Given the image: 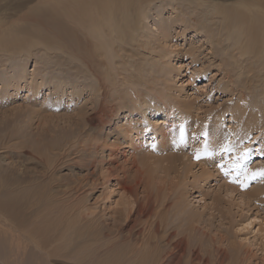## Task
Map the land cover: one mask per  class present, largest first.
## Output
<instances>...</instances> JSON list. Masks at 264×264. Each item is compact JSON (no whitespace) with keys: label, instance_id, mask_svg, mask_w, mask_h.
<instances>
[{"label":"rangeland","instance_id":"rangeland-1","mask_svg":"<svg viewBox=\"0 0 264 264\" xmlns=\"http://www.w3.org/2000/svg\"><path fill=\"white\" fill-rule=\"evenodd\" d=\"M28 1L0 0V20L11 22L17 18L22 8L25 7L28 10L33 6L34 2L29 3ZM127 1L132 2V0L125 2L127 3ZM204 1L208 2L207 0ZM116 2L118 3V0ZM210 2L223 4L224 1L210 0ZM178 3L181 4V8L185 12L193 13L200 21L201 14L204 13H201V10L196 8L194 4L184 5L182 0H178V2L153 0L151 4H149V0L141 1L142 7L148 5L143 10L146 17L140 24L142 9H139L136 14L130 13L128 16L129 23L125 26V31L130 37L122 48L124 50H120L118 54L114 55L107 48H102V52L107 54L109 60L108 64L104 62L105 67L101 68V71L105 69L106 74L102 72L105 77L111 74V81L107 87L108 103L103 107V111L104 108L109 109L110 104L115 106L120 104L122 109L116 113H111V116L113 115L111 118L109 113L107 116L103 113L102 123L97 126H89L86 122V117L94 107L92 102L96 103L98 99L95 98L97 95L99 98L100 94L98 87L94 85V79L79 67L77 61H71L66 54H63L59 47L57 50L46 46L44 43L33 41L34 38L49 33L37 30V27L34 28L31 23L21 26L22 24L18 22L19 25H13L14 29H22L21 27H23L26 34L12 49L0 48V184L2 182L0 185V231H21V235L20 240L16 236H13L12 240H8L7 236L0 235V264H86L90 262L89 249L95 254L97 260L102 261L104 258L103 250L99 249V252L96 253L94 250L103 246L104 240V242L99 241L98 243L89 241L86 243L87 245L83 241L84 238L79 241L75 240L76 235L72 233L74 231L72 221L75 217L67 218V208L72 204L71 202L76 203L78 201L77 205H85L87 209H91L94 214L96 213L95 215H103L108 227L104 226L101 230L106 231V228H109L114 233L120 231L121 234H125L128 227L123 221V216L120 217L118 212L121 209L122 200L121 192L115 185L116 180L125 176L126 181L133 186L139 182L140 184L136 185L135 190L136 199L141 202L148 194L153 200L157 196L159 201L164 190L168 188L169 179L165 178L162 172H159L157 169L159 163L155 160H165L164 157H159L161 154L169 155V150L175 143L174 140L169 139V136L172 135L174 129L185 127V132L188 130L189 133H192L196 130L199 140L205 141L204 144H206L211 136L213 125L221 115H224V119H222L223 128H226L230 123L226 121L230 113L225 111V108L240 92L236 91L235 95L232 96L233 93L231 95L228 93L229 89L237 90L236 82L243 80L245 76V74L239 75V70L250 69L249 75L251 74V92L247 91L243 99L250 101L255 97L259 102H262V107H264V90L262 89L264 75L259 81L253 77L255 70L260 71L259 69L264 68V55L261 60L258 57L262 42L250 40L251 38L256 39L253 33L260 40L262 33L259 26L256 23L234 28L227 25L228 29L226 28L222 32L221 39L224 42L230 43L235 40L240 42L233 49L238 62L231 61L222 52L213 53L210 50H203L202 55L205 57L201 56L200 62H204V64L199 65V62L193 64L189 57L182 54L192 42H195L197 46L200 44L198 40L203 39L201 34L195 36V29L186 32L185 37L176 36V33L173 32L174 41L171 43L173 44L171 49L158 47L153 44L155 39L150 37L157 33L153 10L162 5V15L165 17L168 12H172L171 6H176ZM259 11L262 12L263 10ZM256 13L257 11H251L247 12L246 15L251 19ZM173 25L175 31L183 28L180 23ZM134 26H137L140 31L137 38L129 33L130 28L134 29ZM150 39L153 40V43L146 46L145 41ZM245 40L251 41V43L247 44ZM261 40L263 41V39ZM207 49L209 48L207 47ZM167 51H171L173 56H183V60L174 61L175 65L183 66L180 68V74L175 78L177 84L174 94L180 95L185 101L193 102V106L189 104L190 108L187 115H180V113L169 115L166 108H162V112L158 114L156 109L149 107L152 102L162 107V104L157 101L161 83L155 80L157 74L153 71H156L154 64L157 61L156 55L165 54ZM206 51H210V53L206 55ZM244 51L246 58L240 57V53ZM172 55L166 53V56H169L171 60H173ZM200 67H203L206 74H203L204 71L196 72V70H202ZM214 74L217 75L214 77ZM12 75L25 76L27 82L31 78L34 80L43 78L47 82L54 80L55 82L51 84L55 87L58 82L65 83V86L61 91L53 89V86H43L39 91L33 93L28 92V88H21L17 94L12 91L9 92L11 95L7 96L1 92V80L4 77H7V80L15 79ZM50 75L52 77H49ZM219 79L220 82H218ZM228 81L235 84L231 83L230 86L225 87V85H229ZM181 83L186 84L182 89L180 87L184 84L179 87ZM206 83L209 84L208 87H203ZM71 85H74V88ZM128 94L134 95L127 98ZM111 100H115V102H111ZM142 100H145L143 104L145 110L140 113L138 106ZM123 105L131 108L130 111L134 116L130 119L135 122H132V127H136L140 131H133L129 134L130 136L116 131L114 134H120V137L116 139L119 145L113 149L112 159L91 167L90 159H87L85 154L80 152L81 155L77 152V148L72 146L70 149L69 146L75 144L77 138L79 141H84L93 136L92 132L94 131H106V128L111 129L114 126L117 128L119 125L126 124V120L122 116L127 108ZM215 110H219V112ZM141 114L143 115L141 116ZM164 119L165 121H163ZM156 120L166 124H158ZM145 123L149 125L155 123L159 128L153 131L151 126H145ZM108 137L113 139L110 135ZM132 142L134 144L130 147ZM196 142L197 139L190 144L177 147L174 149L175 154L194 156V149L191 146H198L200 141ZM152 145L153 148H151ZM158 145H161V154L156 150ZM62 150H66L69 154L74 152V154L63 159L60 155ZM44 152L46 157L40 158L38 154ZM250 153L253 155L244 159L241 165L243 168L251 167L255 161L260 162V160L259 165H263L264 156L254 157V149H251ZM144 155L148 157V160H145L142 166L137 158ZM223 157L224 155L215 156L213 162L206 168L212 172L213 179L210 184L232 187V194L224 197L226 203L221 204V208L225 211L228 204H231L230 212L220 216L217 211L211 209V195L213 191L217 190L215 185L211 187L210 184L204 185L200 194L195 192L192 196L188 195L186 199L187 208L197 211L203 219L196 224V226L199 225L195 228L196 231H176L181 233L178 234L177 238L188 240L190 246V248L184 247L181 264H215L216 260L222 259V257L217 256L219 252H223L222 255L226 257L224 264H230L231 249L236 251L241 259L245 260L243 264H264V188L254 192L258 189L255 186L260 183L259 181L242 179L241 184L240 177H236L232 171L233 167H229ZM54 160L55 163L52 162ZM48 162L50 165L47 164ZM196 162V159L192 161L193 164H197ZM193 172H197V168H194ZM83 179H85V184L88 183V186L80 191L75 190V185ZM192 179L189 178L188 180L192 181ZM67 187L71 191H67ZM88 189L89 192L84 193ZM188 189L192 193L191 187ZM82 190L83 192H81ZM257 193L261 195L259 198L254 196ZM12 199L13 205H11ZM43 203L49 210L51 209V213H48L46 218L45 208L43 209L41 206ZM167 205L168 207L162 213L163 217L169 220L173 213L170 208L173 202H169ZM111 211H117L118 215L116 213L111 215ZM14 212L18 213V218H24L29 223L25 229H19L16 221L8 217V214ZM87 212L89 214V210ZM62 215L64 216L61 218L63 223L61 226L55 227L58 217H63ZM129 219L131 220L129 225H131L134 217L129 216ZM211 219L213 222L210 221ZM46 223L50 225L48 231H51L47 235L44 233ZM140 229L141 232H144L142 228ZM33 230L39 231V233L33 234L31 239H27L30 234L28 231ZM84 244L88 247L86 248ZM10 246L13 250L17 249L16 256L13 254L11 259L7 260L8 263H3L10 254Z\"/></svg>","mask_w":264,"mask_h":264},{"label":"bare ground","instance_id":"bare-ground-1","mask_svg":"<svg viewBox=\"0 0 264 264\" xmlns=\"http://www.w3.org/2000/svg\"><path fill=\"white\" fill-rule=\"evenodd\" d=\"M125 1L126 0H118L117 3L116 0H29V3L34 2L33 6L28 8V10H26L25 7L22 8L17 18L11 20V22L2 21L3 19L0 20V29H2L0 30V48L6 50L12 49V47H14L18 41H21V39L24 37L26 32L23 27H21L22 29L13 28V25H19L18 22L22 24L21 26H23V24L31 23L34 25V28L37 27V30H43V33H49L42 34L41 36L34 38L33 41L44 43L50 48L57 49V47H59L63 54H66L71 61H77L79 67L85 70L89 77L94 79V85L98 87L100 94L99 98L98 95L97 98H95L96 100L98 99V101L96 103L92 102V106L94 107L91 109V113L86 117V122L89 126H97L102 123L101 119L103 118L104 114L107 116V113H109L111 118L113 116H111V113H116V111L122 109L120 104L118 106L110 104L109 109L104 108L103 111V107L108 103L107 87L108 83L111 81V74H109L108 77H105L103 75V73L106 74L105 69H102L101 71V68L105 67L104 62L108 64L109 60L107 58V54L102 52V48H107L114 55L118 54L120 50H124L122 48L127 39L130 37L125 31V26L129 23L128 16L130 13L136 14L139 9H142V16L139 20L140 24L143 23V20L146 17V13L143 12V10L148 7V5L142 7L141 1L148 0H132V2L127 1V3ZM161 1L165 2V0ZM173 1L178 2V0ZM207 1L208 2H205L204 0H182V4H194L196 8L201 10V13H204L201 14L200 21L197 20L193 13L185 12L179 3L176 6H171L170 9L172 12H168L165 17L162 15L163 6H157V9L153 10L154 25L157 28V33L154 34V36H150L151 38L155 39V42L153 43V40L150 39L147 40V42L145 41V45L150 46V44L153 43L160 48L171 49L173 47V44L171 43L174 41V36H172L173 32L176 33V36L179 35L181 37H185L186 32L190 31L191 29H195V36H197V34H201L203 39L198 40L200 44L197 46L195 42H192L184 54H182L189 57L193 64L198 62L199 65L204 64V62H200V57H205V55H202L203 50H210L213 53L222 52V54L231 61L238 62L235 53H233V49L240 42L236 40L230 43L224 42L221 39L223 36L222 32L226 28L228 29L227 25L230 28H234L244 27L256 23L262 33L261 38L258 40L256 34L253 33V36L256 39L251 38L250 40L253 42H262L260 49L261 52L258 55L259 60H261L262 56L264 55L263 0H248L245 2H241L239 0H222L224 1L223 4L216 2L213 3L210 2V0ZM152 2L153 0H149V4ZM259 10L263 11L261 12ZM164 11L167 12V10ZM251 11H257V13L256 15L254 14V16L250 19L246 14L247 12ZM176 23L183 25V28L179 31H175V26L173 24ZM8 27H11V29H8ZM129 33L135 38L140 35V31L137 26H134V29L130 28ZM245 38L247 37L245 36ZM46 39L47 41H45ZM261 39H263V41ZM251 41L245 40V43L249 44ZM207 47L209 49H207ZM210 51H206V55L209 54ZM166 53L172 55L171 51H167ZM166 53H161L159 56L156 55L155 59L157 61L156 63L154 62L156 71L152 70L157 74L155 80L161 83V90L159 92L157 101L162 104V107L155 105L154 102H152L149 107L156 109V113L158 114L162 112V108H166L169 111V115H177L179 113L180 115H187L190 105L193 106V102L185 101L180 97V95L174 94V90L176 88L175 86L177 84L175 83L177 81L175 78H177V76L180 74V68H183V66L175 65L174 61H179L180 59L183 60V56L172 55L173 60H171L169 56H166ZM240 57H247L245 51L240 53ZM163 58H165V60H162ZM200 68L202 70H196V72L204 71L203 74H206L203 67ZM259 70L260 71L255 70L253 75L257 81H259L264 75V68ZM249 73L250 69L246 71L239 70V75L245 74L244 79L238 80L236 82V86L238 88L237 90L229 89L228 93L229 95L233 93L232 96H234L236 91L240 92L237 94V96H234V99L225 108V111L230 113L229 117L226 118V121L230 123H228L226 128H223L224 124L222 119H224V115H221V117L218 118V120H216L215 124L213 125V130L210 138L208 139V143L204 144L205 141L199 140L196 130H194L192 133H189L188 130L186 132L184 131L186 129L185 127H181V129H174L172 135L169 136V139H172L175 142L169 150V155L161 154V145L156 147L158 153L161 154L159 157L165 158V160H155V162L159 163V168L157 169L159 172L164 174L165 178L169 179V183L167 184L168 188L164 190V194L162 198L159 199V201L157 196H155L153 200L148 194L141 202L136 199L137 195L135 190L136 185L140 184L139 182H136L135 186H133L131 183L126 181L125 176H122V178L116 180L115 185L118 186L119 192H121L122 200L120 203L121 209L118 212L120 217L123 216L125 219H123V221L126 222V227H128L125 234H121L120 231L114 233L109 228H106V231L101 230V228L103 229L104 226L108 225L105 224L106 220L103 215H95L96 213L94 214L91 209H87L85 205H77L78 201H75L76 203L71 202L72 204L67 208V218L72 216L75 217L72 221V228L74 229L72 233H75L76 235L75 240L79 241L84 238L83 241L85 244L89 243V241L95 243H98L99 241L101 242L103 240L105 241H103V246L94 250L95 253L97 251L99 252V249L103 250V260H97L94 256L95 254L90 252L89 249L88 256L90 262H87V260V263L181 264L184 247L187 246L190 248V246L188 240L179 237L177 238L178 234L181 233H177L176 231H196L195 228L199 226H196V224L199 223L201 219H203L202 215L197 213V211H193L192 208H187L186 199L188 195L192 196V194L195 192L200 194V191L203 190V186H208V184H210L213 176L212 172L208 170L206 166L211 164L217 155H224L223 159H225V162L229 164V167H233L232 171H234L236 177H240L241 184L242 179H245L246 181H259L260 183L255 186L258 189L254 190V192L264 188V163H262L263 165L260 166L259 164L261 160L260 162L253 161L254 164L251 167L247 166L243 168V166H241L244 159L249 158L250 155H253L250 153L251 149L255 150L254 157L258 158L264 156V107H262V102H259L255 97L250 101H245L243 99L247 91L251 92V74L249 75ZM216 75L217 74H214L213 76L215 77ZM12 76L15 79L7 80V77H4L1 80V92L4 93V95L9 96L11 95L9 92L12 91L17 94L21 88H28V92L30 93L35 91L37 92L43 86H53L51 83L55 82L54 80L47 82L44 81L43 78H40V80H34V78H31L30 81L27 82V80H25V76ZM49 77L52 76L50 75ZM209 80L211 81V79ZM105 81L107 82L106 84ZM218 82H220V79ZM228 83L229 85H225V87L230 86L231 83L235 84L231 81H228ZM183 84L184 83H181L179 87ZM185 85L186 84L180 88L182 89ZM208 85L209 84L206 83L203 87H208ZM64 86L65 83L58 82L56 87L53 86V89L61 91ZM71 87L74 88V85H71ZM9 89L11 90L9 91ZM262 89L264 90V84ZM132 95L134 94H128L127 98H131ZM123 98L124 96L122 99ZM111 102H115V100H111ZM144 103L145 100H142L138 106L140 113H143L145 110V108H143ZM125 105H123V107ZM125 107L127 108V111L125 110L126 112L122 117L124 120H126V124L119 125L117 128L116 126L111 129L106 128V131H94L92 132L93 136L86 138L84 141H79L77 138L75 144H71L69 146L70 149L72 146H74V148L78 149V153L82 152L85 154V157L90 159L89 162L91 167H95L96 164H100L105 160L110 161L112 159L111 157L113 155V149L119 145L118 142H116V139L120 137V134L114 133L117 131L121 134L126 133L128 136H130L129 134L133 133V131H140V129L138 130L136 127H132V122L134 121H132L130 118H132L134 115L130 111L131 108L129 106ZM219 110L215 111L219 112ZM142 115L143 114H141V116ZM157 121L158 124H166L163 122L165 119L160 122L159 120H156V122ZM155 123L152 125L145 123V126H151L152 130L154 131V129L159 128ZM160 128L163 127L160 126ZM108 135L112 136L113 139H110ZM195 139H197V142L200 141V143L198 146H191V148L194 149V156L192 155L191 157H188L182 154H175L174 149L177 147H182L185 144H190ZM156 143H154V145ZM132 144H134V142L130 143V147H132ZM151 148H153V145ZM191 151L193 152V150ZM191 151H189V153H191ZM61 152L62 153H60V155H62L63 159L74 154V152L69 154L66 152V150H62ZM38 156L40 158H44L42 156H45V152L38 154ZM55 158L53 157V159ZM87 159L86 161H88ZM194 159H196L197 164L192 163ZM137 160L141 162L143 166L145 160H148V157L144 155L142 157H138ZM52 162L55 163V160ZM47 164L50 165V162ZM194 168H197V172H193ZM189 178H193L192 181H189ZM212 185H215L217 190L213 191L214 194L212 193L211 195V209L217 211L220 216H224V213L230 212L229 208L231 207V204H228L226 211L221 208V204L223 202L226 203L224 197H228V195L232 194V187L219 185L216 186V184L213 183H211L209 186L211 187ZM87 186L88 183L85 184V179H83V181L81 180L79 184L75 185L74 189L80 191ZM189 187H191V190L194 192L192 191L191 193V191L188 189ZM67 191H71V189L67 187ZM87 191L89 192V189L85 190L84 193H87ZM81 192H83V190ZM254 196L259 198L261 195L257 193ZM11 201L12 204H10L13 205V199ZM169 202H173V205H170L173 213L171 215V219L168 220L166 217H163L162 212H164L165 208L168 207L167 204ZM2 206L4 207V205ZM41 206L43 209L45 208V218L46 216L48 217V213H51V209L49 210L45 203H43ZM88 210L89 214H87ZM132 212L133 215L131 214ZM41 213L43 214V211ZM115 213L117 214V211H113L111 215H114ZM67 215L65 214V216ZM90 215L92 217H88ZM129 216L134 217L131 225H129V222H131ZM8 217L16 221L19 229H25L29 225V223L24 218H18V213L14 212L8 214ZM61 218H64V216L58 217L55 227L61 226L63 223ZM210 221H212V219ZM248 225H250V223H248ZM49 228L50 225L46 223V231H44L46 235L51 232L48 231ZM140 228H142V231L144 232H141ZM28 232L30 234L29 236L26 235L27 239H31L33 234L39 233V231L34 230ZM20 233L21 231H0V235L4 237L7 236L8 240H12L13 236H16L17 239L20 240ZM79 244H81V242ZM16 250L17 249L13 250L10 246V254L3 263H8L7 260H10L13 254L15 255ZM85 252L88 253L86 250ZM231 252L232 257L230 264H243L245 262V260L239 257V254L236 251L231 249ZM222 254L223 252H219V254H217V256L222 257V259L216 260L215 264L225 263L224 259H226V257H224L225 255ZM205 262L207 261L205 260Z\"/></svg>","mask_w":264,"mask_h":264},{"label":"snow or ice","instance_id":"snow-or-ice-1","mask_svg":"<svg viewBox=\"0 0 264 264\" xmlns=\"http://www.w3.org/2000/svg\"><path fill=\"white\" fill-rule=\"evenodd\" d=\"M206 135V134H205ZM197 158H199V157H197Z\"/></svg>","mask_w":264,"mask_h":264}]
</instances>
